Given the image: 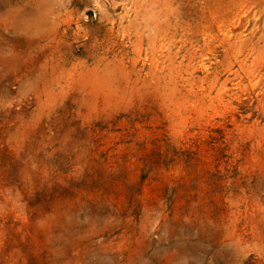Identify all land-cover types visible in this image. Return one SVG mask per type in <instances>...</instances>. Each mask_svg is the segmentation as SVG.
I'll return each instance as SVG.
<instances>
[{"label": "rangeland", "instance_id": "obj_1", "mask_svg": "<svg viewBox=\"0 0 264 264\" xmlns=\"http://www.w3.org/2000/svg\"><path fill=\"white\" fill-rule=\"evenodd\" d=\"M0 264H264V0H0Z\"/></svg>", "mask_w": 264, "mask_h": 264}]
</instances>
